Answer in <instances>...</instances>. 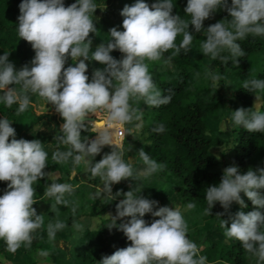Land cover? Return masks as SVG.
I'll use <instances>...</instances> for the list:
<instances>
[{"label":"clouds","instance_id":"clouds-1","mask_svg":"<svg viewBox=\"0 0 264 264\" xmlns=\"http://www.w3.org/2000/svg\"><path fill=\"white\" fill-rule=\"evenodd\" d=\"M173 7L172 0H155L151 7L145 0L125 4L119 13L123 17L122 30L116 26L109 28L110 39L90 49L89 33L97 31L93 22V12L98 8L95 0H73L67 6L64 0H20L17 33L30 42L35 54L30 64L19 69L9 61L10 52L0 54V103L7 107L15 103L16 111L23 112L30 104L28 93L31 92L54 106L63 118L56 140L68 148L57 149L52 158L58 162L71 158L76 165L82 163L91 178H99L101 183L94 186L91 200L101 198L110 202L123 197L115 205V215L108 214L110 222L105 226L122 231L131 243L102 256L98 264H208L206 257L199 254L197 244L188 238V225L179 206L157 207L156 200L141 194L142 183L124 192L117 189L115 193L111 185L126 178L141 181V177L146 178L165 167L142 147L136 152L144 165L142 169L134 171L133 157L124 158L126 150L121 141L129 134L124 125L140 120L142 115L130 100L143 98L146 105L159 107L171 99V95H162L156 87L145 61L161 60L169 49L173 50L172 56L181 49L187 53L193 34L202 32L205 36L200 46L203 54L219 57L223 63L229 59L237 63L236 57L244 54L237 41L248 34H264V0H231L230 5L228 0H187L184 12L190 15V20L173 13ZM224 7L231 20L225 23L221 19L204 27L203 21ZM178 34H182L179 44L175 42ZM114 49L123 54L120 59L110 55ZM225 51L229 55H221ZM68 57L74 62L64 67ZM169 59L164 58L163 62ZM88 60L102 65L93 70L91 79L86 73L85 61ZM206 76L216 89L220 75L209 71ZM14 85H20L19 89ZM243 87L251 92H264V79L245 80ZM251 109L236 108L228 120L232 126H241L248 132H264V111ZM90 113L95 117L101 113L106 116L90 122L98 129L94 138H82L81 130L89 125L84 118ZM116 128L120 129V140L114 136ZM154 131H164V125L158 124ZM14 137L9 119L0 117V181L8 182L0 194V240L9 252H15L21 244L30 246L34 231L43 223L42 215L32 207L35 202L33 184L50 174L42 171L48 154L41 141ZM105 145L111 150L94 162L93 157ZM75 187L67 182L48 184L44 196L54 199L50 208L59 211L57 205H67L65 194H71ZM262 189L264 167L240 173L238 166L232 164L222 170L217 184L206 187L205 193L208 215L217 202L225 210L233 201L246 207L241 192L255 206L247 212L238 210L227 220L221 218L222 213L215 215L220 218L224 235L239 240L256 258L255 264H264ZM185 207L192 209L195 204L188 202ZM75 210L73 203V213ZM145 213L158 219L148 223L143 218ZM123 217H128L127 221L117 224V219ZM65 226L63 220L50 222L48 238L54 239L56 231ZM72 226L83 230V225L75 220Z\"/></svg>","mask_w":264,"mask_h":264},{"label":"trees","instance_id":"trees-1","mask_svg":"<svg viewBox=\"0 0 264 264\" xmlns=\"http://www.w3.org/2000/svg\"><path fill=\"white\" fill-rule=\"evenodd\" d=\"M114 1L116 0H95L98 8L105 6L112 19L116 20ZM125 4L131 5L134 0H124ZM73 0H64L65 6L72 3ZM151 5L155 0H145ZM174 7L173 13L181 15L185 20H190V15L184 12L187 0H172ZM231 4V0H228ZM96 8L93 14L96 13ZM19 8L12 0H0V54L9 53V61L13 62L15 67L19 69L25 64H30L34 56V50L30 42L20 38L17 33V17ZM223 19L225 23L231 20L226 7L220 8L211 16L203 21L204 27ZM99 34L107 37H94L91 48L94 49L101 42L106 43L110 39L108 29L112 26L105 18L98 19ZM189 31L192 32V25H189ZM95 32V33H96ZM201 38H205L202 32L193 34V40L189 51L185 53L181 49L180 53L172 56V49L163 53L161 65L158 66L159 71L156 73L154 83L161 90L162 95H171L169 103L160 105L159 107L144 105L141 111L143 129V142L138 143L134 147L136 160L133 163L134 171L144 167L136 153L139 148H143L151 158L157 162H162L165 167L141 181H132L127 178V186L134 187L136 184L142 183L141 194L148 198L149 186H153L155 191L159 192L162 200L174 198L176 203L185 207L188 202L195 204L192 208L206 215L209 226L201 229L199 238L194 241L200 253L204 255L209 262L221 260L222 264H255V257L248 253L239 240L224 235V228L220 225V218L215 216L216 213H222L221 218L227 220L236 211L244 212L252 210L255 206L241 192V199L246 207L233 201L227 210L223 209L217 202L213 205L209 215L205 213L207 201L205 199L206 187L217 184L222 175V171H218L220 165L219 159L212 153L211 148L224 143V137L232 139V157L230 164L238 166V171L243 173L249 168L264 167V132H248L241 126H232L230 130L220 131L212 129L208 122L220 120L226 114H231L236 108H252L251 110L264 111V92L255 90L248 91L243 87L245 80L264 79V34L253 35L248 34L245 38L238 40L244 54L236 57L237 63H233L231 59L223 63L219 57L212 58V66L216 73L222 78L218 83L223 84L224 77L229 73V84L231 89L230 98L215 97L214 92L217 91L206 76L207 71L204 70L201 58L205 54L201 51ZM182 34L176 37V43L179 44ZM199 54L198 58L194 57V53ZM116 59L122 57V53L114 49L110 52ZM221 55H229L226 51ZM164 58H170L164 63ZM70 57L66 59L64 67L73 63ZM88 65L86 73L91 79L92 72L96 68L102 67L94 60L85 61ZM63 70V69H62ZM19 89V85H14ZM259 96L261 104L259 108L254 105V97ZM17 104L11 107L0 103V117L9 119L10 126L14 128L16 139H39L43 149L47 152V159L50 158L52 152L46 150V138L38 134L35 130L43 124L48 113L36 114L33 106L29 104L28 108L23 112H17ZM51 109L54 106L49 104ZM95 117V114H88ZM30 116L27 124L24 120ZM102 117L104 113L97 114L93 119ZM91 120V121H93ZM97 120V119H96ZM86 124H89L85 122ZM158 124L164 125V131H154ZM93 125V129L97 133V127ZM59 128L54 133L58 135ZM81 136H87L89 139L93 136L91 124L86 129L81 130ZM10 137L9 139H12ZM50 138H47V141ZM60 144V143H59ZM59 150L68 145L60 144ZM55 152V151H54ZM98 154V153H97ZM96 154V155H97ZM52 156V155H51ZM42 171H49V163ZM52 180L46 175L34 182V196L41 197ZM7 181H0V194L6 187ZM264 192V189L261 190ZM49 205L54 203V199L49 197ZM119 200H112L100 207L83 206L82 213L69 217L68 223L72 224L74 220H78L80 216H86L85 221L79 222L83 224V230L80 231L78 242L74 241L77 247L73 256L62 261V257L54 252V249L42 246L40 243L47 241L48 235L45 229L35 230L30 246L20 249L17 253L9 252L6 249L4 241L0 242V253L4 254L12 263L18 260L28 259L30 264H40L39 255H46L50 264H98V261L104 255H110L116 248H123L131 242L126 239L122 231L114 228L113 230L105 226L106 214L116 212L115 205ZM63 205H57L59 211L49 209L51 217L62 212ZM183 214V213H182ZM184 215V214H183ZM98 218L100 223L93 225V219ZM146 222L151 223L158 217H152L150 213H145L143 217ZM125 222L127 219L124 220ZM117 224L121 220L116 221ZM189 234V233H188ZM192 234H189L191 236ZM18 249V248H17ZM20 255V256H18ZM44 263V261H43Z\"/></svg>","mask_w":264,"mask_h":264},{"label":"rangeland","instance_id":"rangeland-1","mask_svg":"<svg viewBox=\"0 0 264 264\" xmlns=\"http://www.w3.org/2000/svg\"><path fill=\"white\" fill-rule=\"evenodd\" d=\"M12 1L16 6H18L20 3V0H12ZM124 5H125L124 0L114 1L116 20L112 19V17L110 16V13L108 11L109 8H106L105 6H101L100 8H98L96 13L93 14L94 16L93 22H94V26L96 27V29H98L99 27V25L97 24L98 19L105 18V20L112 27L116 26L118 29L122 30V28H120V25H121V21L123 17L119 13H120V9ZM100 32L101 30H98V32L96 33H89V37L91 38V44H92V40L94 37H98V36L104 37V38L107 37L106 33H104L105 35H101V34L98 35V33ZM204 39L205 38H201L200 40L203 42ZM91 44H90V48H91ZM194 57L198 58L199 54L195 52ZM201 60H202V65L204 66L205 71L207 72L212 71L216 73V70L211 64L212 57L210 55H205L204 57L201 58ZM145 62L148 63L149 70L152 73V78L154 81V78L156 77V73L159 71L158 66L161 65V60L145 61ZM228 79H229V73L226 74V76L224 77L223 84L220 85L218 83L220 80L216 82L218 86L216 88L217 91L214 92L215 97L230 98L231 89H230V84H229ZM28 95H29L30 104L33 106V111H35L36 114L48 113V116L45 118L46 122H43V124L39 126L37 130L35 131L38 134L42 135L43 138H46L45 139L46 141L48 137L50 139L53 137L55 138L53 132L55 131L56 128H60V125L63 123V118L59 115L58 112L51 109L49 107V104H46L45 101L42 98H40L37 94L29 92ZM256 97H258V99H256ZM130 103L132 104L133 107L138 108L140 112L142 111L143 106L145 105L143 98L130 100ZM260 104H261L260 97L255 96L254 97L255 107L259 108ZM229 116L230 114H226L224 115L222 119L215 120V121H209L208 124L214 130H220V131L230 130L232 125L230 121L228 120ZM29 119H30V116L27 117L23 121L24 124H27ZM96 119L99 121V120H102L103 118L99 117ZM137 124L141 125L142 122L138 120V121H133L132 123H129V124H125V127L129 129V134H125L124 138L121 141L123 144V147L126 150L124 158L127 160L129 157H133V161H132L133 163L136 160V154L134 152V147L138 143L143 142L142 138L144 136L143 129L140 126L136 127ZM91 130L93 132V136L91 137L92 139L96 135V132L93 129L92 124H91ZM114 136L117 140L121 139L120 137L117 136L116 130H114ZM67 148L68 147L66 146L61 151H64ZM110 150H111L110 146L108 145L103 146L101 148V152L98 153L95 157H93V161L94 162L98 161L104 153L109 152ZM211 151L220 161V165L217 167L218 171H222L226 166L231 165L230 160L232 157V139L230 137H224V143L222 145L212 147ZM50 152H52L51 154H49L50 158L47 159V162L49 163V171L47 173L50 172L48 177L52 181L67 182V183L75 185L76 187L74 188L71 194H68V193L65 194V199H67L69 203L67 205H63L62 212L55 215L54 217H51L49 214V209H50V205L48 204L49 197H45L44 195L41 197L34 196L35 202L33 203L32 207L36 209L37 214H41L43 217V223L36 230L45 229L47 233V225L50 222L55 223L57 219L64 221L66 225L65 228L57 230L55 233L54 239L50 240L48 238L47 241H43L40 243L42 246L54 249V252L60 255V257H62V261H64L73 256L77 248L74 245V241L78 242L80 238V230L73 228L72 226L73 223L72 224L68 223L69 217H73L75 215H79L80 213H82L83 206H87L88 208L94 205L97 207H100L102 205L107 204L108 202H105L101 198H97L96 200H91L89 198L90 193L94 191V186L100 184L101 182L98 177L91 178L90 175L84 171V167L82 163L80 165H76L72 162L71 158H69L68 161L66 162H58L54 160L51 156L54 152L52 148L49 149L48 153ZM126 186H127V178L122 179L121 181L115 184H112L111 190L113 193H115L117 189H120L121 192H124ZM122 198L123 197L121 195L119 197H116V200H120ZM148 198L156 200L158 202L157 207L164 206V205H167L169 207L179 206L182 213L184 214L183 216L188 225L187 236L192 241H197V239L199 238L200 230L201 229L203 230L209 226L205 214H202L198 211H194L193 209H187L186 207L180 206V204L176 203L174 198H168L166 200H162L159 196V192L158 191L156 192L153 186H149ZM73 203L76 204L75 213H73L72 211ZM109 214L114 216L115 212H111ZM103 218L106 219L105 225L110 222L108 214L103 216ZM79 219L80 221H85L87 218L86 216L82 215L80 216V218H78V220H75V221L80 223ZM125 219H128V217L118 218L117 220H125ZM99 223H100V220L98 218L93 219V225H98ZM114 228L115 227H112L111 230H113ZM188 233L192 235L189 236ZM2 241L3 240H0V242ZM24 247L25 246L21 244V246L16 250V252L19 253L18 251L20 249H23ZM199 254L202 255L200 252ZM46 257H47L46 255H41V254L39 255L38 260L40 261V264H50L48 262V259H45ZM207 262L208 264H222L223 263L221 260H216L213 262L207 261ZM0 264H30V262L28 259H24V260L19 259L17 263H12L8 260V258L4 254L0 253Z\"/></svg>","mask_w":264,"mask_h":264},{"label":"crops","instance_id":"crops-1","mask_svg":"<svg viewBox=\"0 0 264 264\" xmlns=\"http://www.w3.org/2000/svg\"><path fill=\"white\" fill-rule=\"evenodd\" d=\"M46 150L49 151L50 148H52V150L56 151L57 149L60 148V144L58 143L57 140H53V139H49L48 141H46ZM54 147V149H53ZM64 148V147H63Z\"/></svg>","mask_w":264,"mask_h":264},{"label":"water","instance_id":"water-1","mask_svg":"<svg viewBox=\"0 0 264 264\" xmlns=\"http://www.w3.org/2000/svg\"><path fill=\"white\" fill-rule=\"evenodd\" d=\"M93 119H94L93 116H91V115H87V116L84 118V122H87V123L90 124L91 120H93Z\"/></svg>","mask_w":264,"mask_h":264},{"label":"built area","instance_id":"built-area-1","mask_svg":"<svg viewBox=\"0 0 264 264\" xmlns=\"http://www.w3.org/2000/svg\"><path fill=\"white\" fill-rule=\"evenodd\" d=\"M104 115L106 116V113H104ZM93 126V125H92ZM125 127V125H124ZM116 133H117V136L120 137V129L119 128H116ZM121 138V137H120ZM124 138V137H123Z\"/></svg>","mask_w":264,"mask_h":264}]
</instances>
